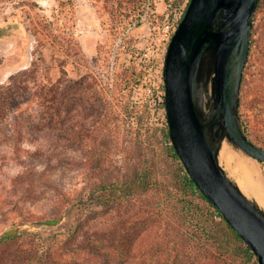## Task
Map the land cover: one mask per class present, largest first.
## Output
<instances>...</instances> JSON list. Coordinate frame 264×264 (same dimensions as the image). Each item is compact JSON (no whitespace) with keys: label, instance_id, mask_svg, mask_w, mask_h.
I'll use <instances>...</instances> for the list:
<instances>
[{"label":"rangeland","instance_id":"rangeland-1","mask_svg":"<svg viewBox=\"0 0 264 264\" xmlns=\"http://www.w3.org/2000/svg\"><path fill=\"white\" fill-rule=\"evenodd\" d=\"M115 1L0 0V92L4 86L24 87L6 100L0 94V237L13 228L22 231L8 245H0V264H118L115 257L94 254L88 238L124 218L117 210L91 203L86 190L124 174L128 152L139 145L159 152L155 136L167 121L163 102L168 43L162 26L181 18L188 0L179 7L175 0H145L136 9ZM114 5L116 16L110 13ZM262 18L260 13L256 25ZM262 36L256 32L254 40ZM158 46L157 71L149 82L141 59L150 52L146 49ZM204 59L201 79L206 71L214 107V58ZM258 66L254 59L250 73ZM25 71L22 80L10 81ZM254 86L252 81L246 97L241 92L239 115L250 139L264 147V109L256 107ZM65 112L68 139L58 119ZM102 134L111 138L112 150L105 170L98 173L93 149ZM225 141L229 150L226 157L219 153L221 166L264 211V162L229 138ZM165 173L168 176L169 170ZM59 218L58 224H47ZM146 220L131 227L129 242L147 241L139 238L153 226ZM172 256L132 264H213L182 256L173 262Z\"/></svg>","mask_w":264,"mask_h":264},{"label":"trees","instance_id":"trees-1","mask_svg":"<svg viewBox=\"0 0 264 264\" xmlns=\"http://www.w3.org/2000/svg\"><path fill=\"white\" fill-rule=\"evenodd\" d=\"M169 1L166 0L167 3ZM182 1L175 0L174 6L179 7ZM190 1L188 0L186 10ZM124 3H130L136 9L138 6L141 7L145 0H139V3L138 0H116L114 4L124 7ZM118 12V8L114 5L110 13L116 16ZM260 13H263V18L256 25ZM256 32L260 34L263 32L264 35V0L259 1L254 17L251 49L241 91L244 92L243 97L248 96L250 85L252 81L255 82L256 107L258 110H263L264 37L254 40ZM2 35L3 32L0 37ZM254 59L259 66L258 70L251 74L250 68ZM27 73L25 71L13 75L10 81L22 80ZM23 89L24 87L20 86L18 89L4 86L0 94L3 100H6ZM52 90L57 93L55 88ZM53 99L57 100V96L47 98L48 102H53ZM163 103L166 109L165 100ZM241 103L242 99L240 106ZM105 118L108 119L109 115L106 114ZM58 119L62 125L61 130L65 131L64 136L68 139L69 129L66 124L69 123V114L65 112V116H59ZM160 132V136H155L159 152L155 150L148 152L142 145H139L132 152H128L129 162L127 161L124 174L108 181L104 179L97 181L95 185L86 190L87 199L91 203L105 209L117 210L124 218L120 221L114 219L109 231L92 232L88 238V248L100 257L108 259L115 257L118 264H132L141 258L153 260L164 254L172 256L174 253H176L175 257H170L173 262L178 256H182L189 262L194 260L200 262L202 258H205L213 264H260L258 256L250 246L230 226L218 208L201 192L189 176L172 144L168 120L166 126L160 128ZM98 140L99 143L93 149L94 165L98 173H103L112 150L111 138L102 134L98 136ZM166 169L169 170L168 176L165 173ZM144 219L151 220L153 226L142 232L139 238L145 236L148 239L145 243L132 244L127 240L131 227ZM61 220L62 218L54 219L47 224L56 225ZM20 236H22L20 228L6 231L0 237V245H8L10 241ZM179 243L183 244L176 249L175 245ZM197 253L202 254L201 258L196 255Z\"/></svg>","mask_w":264,"mask_h":264},{"label":"water","instance_id":"water-1","mask_svg":"<svg viewBox=\"0 0 264 264\" xmlns=\"http://www.w3.org/2000/svg\"><path fill=\"white\" fill-rule=\"evenodd\" d=\"M260 0H191L165 57V105L172 144L189 176L264 264V211L248 199L219 161L226 138L264 162L239 115L244 71ZM214 58V98L204 116L198 83ZM220 132H222L220 134Z\"/></svg>","mask_w":264,"mask_h":264},{"label":"built area","instance_id":"built-area-1","mask_svg":"<svg viewBox=\"0 0 264 264\" xmlns=\"http://www.w3.org/2000/svg\"><path fill=\"white\" fill-rule=\"evenodd\" d=\"M185 15V13H184ZM183 15V16H184ZM183 16L178 19L176 21V23H171L170 21H167L163 26H162V32L164 34V41H167L168 46L169 43L175 33V31L177 30ZM150 51V52H146L143 54L141 61L145 64L144 65V69L145 72L147 73L146 78H148L149 82H153L154 79V74L156 73V58L158 57L159 53H160V47L158 46L157 48H149L146 49V51Z\"/></svg>","mask_w":264,"mask_h":264},{"label":"bare ground","instance_id":"bare-ground-1","mask_svg":"<svg viewBox=\"0 0 264 264\" xmlns=\"http://www.w3.org/2000/svg\"><path fill=\"white\" fill-rule=\"evenodd\" d=\"M198 97H199L200 105L203 111V115L206 117L213 108L211 84L209 82V75L208 73H206V71L204 73V77L202 79H199ZM228 150H229V144L224 140L221 145L220 153L224 157H226L228 155ZM260 205L264 208L263 202H260Z\"/></svg>","mask_w":264,"mask_h":264}]
</instances>
